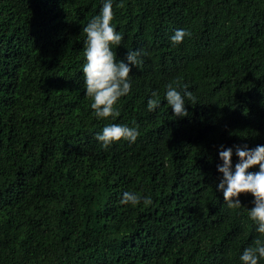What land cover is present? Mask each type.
Instances as JSON below:
<instances>
[{
	"label": "trees",
	"instance_id": "16d2710c",
	"mask_svg": "<svg viewBox=\"0 0 264 264\" xmlns=\"http://www.w3.org/2000/svg\"><path fill=\"white\" fill-rule=\"evenodd\" d=\"M103 3L0 0V264H242L264 235L251 194L230 209L216 191V165L221 144H264V0H114L116 61L141 53L115 120L96 118L82 72ZM177 29L191 35L173 45ZM177 80L188 117L165 100ZM110 123L135 143L105 150Z\"/></svg>",
	"mask_w": 264,
	"mask_h": 264
},
{
	"label": "clouds",
	"instance_id": "9594fccd",
	"mask_svg": "<svg viewBox=\"0 0 264 264\" xmlns=\"http://www.w3.org/2000/svg\"><path fill=\"white\" fill-rule=\"evenodd\" d=\"M113 4L114 0H104L99 15L93 17L83 27V32L86 33L84 41L86 62L82 72L86 95L93 100L91 108L97 119L111 117L115 120L118 117L119 110L114 108V105L119 98L130 93L131 66L141 62L138 59L141 55L140 51H127L124 59L118 62L115 59L111 46H119L123 35L117 32L111 23L114 15ZM117 7H123V3L117 4ZM190 35L191 33L186 29H177L170 40L173 45H178ZM187 88L188 86L179 80L166 85L165 100L171 106L176 118L189 116L185 97L189 100L195 98ZM160 103L159 99L149 98L147 108L149 111H155ZM138 136L137 127L110 123L96 134V139L107 150L113 142L121 139L135 143ZM218 155L222 163H218L216 168L222 175L218 178L216 191L223 193V200L230 209L241 207L242 202L239 198L241 194H251L253 207L249 208L248 217L256 225L255 231L264 235V144H257L255 147H250L247 143L234 144L231 147L221 144ZM234 155L238 158L235 163ZM254 166H258V170L249 171ZM141 199L145 205L152 203L151 198L141 197L133 192H124L121 203L135 206L141 202ZM239 259L242 264H258L259 260L264 259V241L255 240L254 246L243 249Z\"/></svg>",
	"mask_w": 264,
	"mask_h": 264
}]
</instances>
